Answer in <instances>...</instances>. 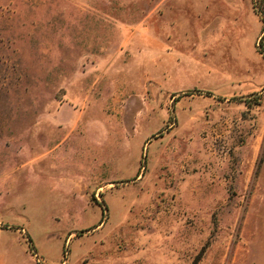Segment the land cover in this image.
<instances>
[{
  "label": "rangeland",
  "instance_id": "1",
  "mask_svg": "<svg viewBox=\"0 0 264 264\" xmlns=\"http://www.w3.org/2000/svg\"><path fill=\"white\" fill-rule=\"evenodd\" d=\"M259 7L0 0V264H264Z\"/></svg>",
  "mask_w": 264,
  "mask_h": 264
},
{
  "label": "trees",
  "instance_id": "2",
  "mask_svg": "<svg viewBox=\"0 0 264 264\" xmlns=\"http://www.w3.org/2000/svg\"><path fill=\"white\" fill-rule=\"evenodd\" d=\"M259 2H260V5H261V7H259V9L261 8L262 14L264 15V7L261 4V2H263V0H259ZM263 39H264V34H263V32H261V35L259 37V46H261L260 44L263 41Z\"/></svg>",
  "mask_w": 264,
  "mask_h": 264
},
{
  "label": "crops",
  "instance_id": "3",
  "mask_svg": "<svg viewBox=\"0 0 264 264\" xmlns=\"http://www.w3.org/2000/svg\"><path fill=\"white\" fill-rule=\"evenodd\" d=\"M260 35H261V33H260ZM260 35L256 38V40L259 39Z\"/></svg>",
  "mask_w": 264,
  "mask_h": 264
}]
</instances>
